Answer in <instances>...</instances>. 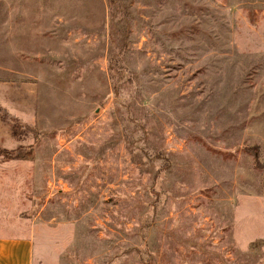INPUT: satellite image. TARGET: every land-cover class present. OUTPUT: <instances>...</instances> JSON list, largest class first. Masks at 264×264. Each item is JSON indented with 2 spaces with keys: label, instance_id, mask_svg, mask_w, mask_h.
<instances>
[{
  "label": "rangeland",
  "instance_id": "obj_1",
  "mask_svg": "<svg viewBox=\"0 0 264 264\" xmlns=\"http://www.w3.org/2000/svg\"><path fill=\"white\" fill-rule=\"evenodd\" d=\"M31 264H264V0H0V237Z\"/></svg>",
  "mask_w": 264,
  "mask_h": 264
},
{
  "label": "crops",
  "instance_id": "obj_2",
  "mask_svg": "<svg viewBox=\"0 0 264 264\" xmlns=\"http://www.w3.org/2000/svg\"><path fill=\"white\" fill-rule=\"evenodd\" d=\"M32 247L28 235L0 237V264H31Z\"/></svg>",
  "mask_w": 264,
  "mask_h": 264
}]
</instances>
